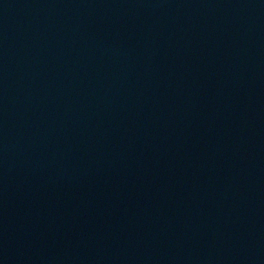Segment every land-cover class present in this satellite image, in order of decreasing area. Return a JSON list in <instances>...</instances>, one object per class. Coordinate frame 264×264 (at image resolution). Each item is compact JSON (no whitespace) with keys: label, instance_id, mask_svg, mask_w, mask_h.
I'll use <instances>...</instances> for the list:
<instances>
[{"label":"water","instance_id":"1","mask_svg":"<svg viewBox=\"0 0 264 264\" xmlns=\"http://www.w3.org/2000/svg\"><path fill=\"white\" fill-rule=\"evenodd\" d=\"M0 264H264V0H0Z\"/></svg>","mask_w":264,"mask_h":264}]
</instances>
